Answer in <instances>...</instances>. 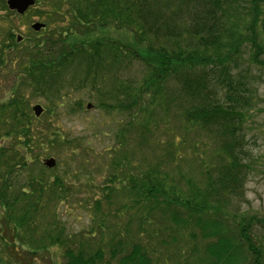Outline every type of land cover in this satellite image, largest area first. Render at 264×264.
<instances>
[{
	"label": "trees",
	"instance_id": "trees-1",
	"mask_svg": "<svg viewBox=\"0 0 264 264\" xmlns=\"http://www.w3.org/2000/svg\"><path fill=\"white\" fill-rule=\"evenodd\" d=\"M37 4L45 29L0 43L14 76L0 98V264H264V219L234 212L251 170L245 73L264 69V0ZM113 28L131 40L108 38ZM78 93L115 119L102 153L57 124L83 110ZM59 149L63 173L42 160ZM85 153L105 165L101 181L74 167ZM80 207L89 226L70 232Z\"/></svg>",
	"mask_w": 264,
	"mask_h": 264
},
{
	"label": "rangeland",
	"instance_id": "rangeland-1",
	"mask_svg": "<svg viewBox=\"0 0 264 264\" xmlns=\"http://www.w3.org/2000/svg\"><path fill=\"white\" fill-rule=\"evenodd\" d=\"M3 1L0 0V43L7 39L6 35L11 30L16 37L29 38L32 34L31 26L33 23L39 22L40 19L36 16L43 9V4H35L25 15L13 16L11 12L4 9ZM12 15V16H11ZM108 38L129 41L130 35L124 31L109 29L106 33ZM249 49H245L244 65L241 67L243 73L248 64ZM240 71V72H242ZM236 72V71H235ZM237 73V72H236ZM246 79L250 77L249 83L254 90V100L249 110V118L245 124L246 150L249 156L250 173L248 175L245 192L243 198L235 204L234 212L247 217H256L264 219V69L250 67L245 73ZM14 82L13 73L9 70H0V98L10 88ZM75 98V96H74ZM77 100H83V110L78 111L75 115H67L61 118L57 124L65 130L66 134L74 139H82L87 143L84 149H93V152H104L112 146L113 131L115 130V119L107 116L99 109H87V105L92 101L83 94L76 95ZM43 100L32 101L31 107L40 104L43 105ZM49 155L42 157L43 162L49 158L56 160L57 173H63L66 170V164L70 163L69 151L63 149L53 150L48 152ZM81 154V151H79ZM55 167V168H56ZM74 167L78 171H83L84 174H94L97 181H101L105 175V165L98 159L93 157V154L80 156L74 162ZM81 186L79 185V188ZM86 189V188H85ZM87 191V189H86ZM87 192L82 188L79 189L78 196H87ZM1 215V209H0ZM67 228L70 232H80L86 229L90 223V217L82 207L66 218ZM262 229L261 224L257 225Z\"/></svg>",
	"mask_w": 264,
	"mask_h": 264
},
{
	"label": "water",
	"instance_id": "water-1",
	"mask_svg": "<svg viewBox=\"0 0 264 264\" xmlns=\"http://www.w3.org/2000/svg\"><path fill=\"white\" fill-rule=\"evenodd\" d=\"M35 5V0H8L7 6L9 10L17 12L18 15H24L28 9ZM32 29L35 32H40L45 29V25L41 23H35L32 26ZM21 40V37L19 38ZM91 105H88L87 108L91 109ZM33 112L37 118H40L44 113V108L41 105H36L33 107ZM56 160L53 158H49L44 161L45 167L48 169H53L56 167Z\"/></svg>",
	"mask_w": 264,
	"mask_h": 264
}]
</instances>
